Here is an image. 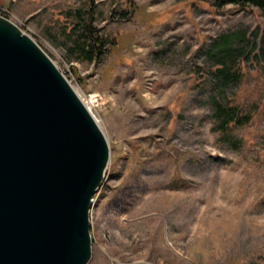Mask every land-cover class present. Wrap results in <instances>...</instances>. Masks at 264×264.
<instances>
[{
    "label": "rangeland",
    "instance_id": "rangeland-1",
    "mask_svg": "<svg viewBox=\"0 0 264 264\" xmlns=\"http://www.w3.org/2000/svg\"><path fill=\"white\" fill-rule=\"evenodd\" d=\"M0 15L110 142L89 264H264V7L0 0Z\"/></svg>",
    "mask_w": 264,
    "mask_h": 264
},
{
    "label": "water",
    "instance_id": "water-1",
    "mask_svg": "<svg viewBox=\"0 0 264 264\" xmlns=\"http://www.w3.org/2000/svg\"><path fill=\"white\" fill-rule=\"evenodd\" d=\"M110 160L63 70L0 15V264H89L93 198Z\"/></svg>",
    "mask_w": 264,
    "mask_h": 264
},
{
    "label": "trees",
    "instance_id": "trees-1",
    "mask_svg": "<svg viewBox=\"0 0 264 264\" xmlns=\"http://www.w3.org/2000/svg\"><path fill=\"white\" fill-rule=\"evenodd\" d=\"M216 5H226L229 3L238 4L240 6L256 5L264 7V0H213Z\"/></svg>",
    "mask_w": 264,
    "mask_h": 264
}]
</instances>
